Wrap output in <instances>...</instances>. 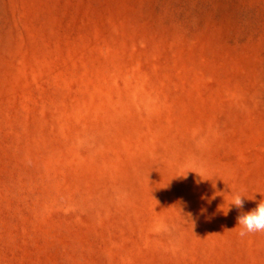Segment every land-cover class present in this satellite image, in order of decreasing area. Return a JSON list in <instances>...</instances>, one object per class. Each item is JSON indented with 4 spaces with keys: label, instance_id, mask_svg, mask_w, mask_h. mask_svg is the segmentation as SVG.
<instances>
[{
    "label": "rangeland",
    "instance_id": "rangeland-1",
    "mask_svg": "<svg viewBox=\"0 0 264 264\" xmlns=\"http://www.w3.org/2000/svg\"><path fill=\"white\" fill-rule=\"evenodd\" d=\"M261 200L264 0H0V264H264Z\"/></svg>",
    "mask_w": 264,
    "mask_h": 264
},
{
    "label": "clouds",
    "instance_id": "clouds-1",
    "mask_svg": "<svg viewBox=\"0 0 264 264\" xmlns=\"http://www.w3.org/2000/svg\"><path fill=\"white\" fill-rule=\"evenodd\" d=\"M244 197L239 194H234L230 206H235L237 209L243 207ZM227 211L224 214H227ZM240 231L238 235L240 237H245L250 234L264 233V201H260L256 208L244 213L237 217V226Z\"/></svg>",
    "mask_w": 264,
    "mask_h": 264
}]
</instances>
